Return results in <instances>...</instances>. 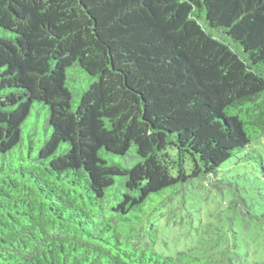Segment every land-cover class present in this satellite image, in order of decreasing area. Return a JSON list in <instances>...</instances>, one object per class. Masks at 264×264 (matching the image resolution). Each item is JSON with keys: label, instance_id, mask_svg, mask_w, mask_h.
<instances>
[{"label": "trees", "instance_id": "16d2710c", "mask_svg": "<svg viewBox=\"0 0 264 264\" xmlns=\"http://www.w3.org/2000/svg\"><path fill=\"white\" fill-rule=\"evenodd\" d=\"M263 136L264 0H0V264H248ZM197 180L240 220L167 253Z\"/></svg>", "mask_w": 264, "mask_h": 264}, {"label": "rangeland", "instance_id": "374dc122", "mask_svg": "<svg viewBox=\"0 0 264 264\" xmlns=\"http://www.w3.org/2000/svg\"><path fill=\"white\" fill-rule=\"evenodd\" d=\"M30 119L40 125L44 120V112L37 106ZM29 119V120H30ZM42 131V128H41ZM264 156V136L255 142ZM232 170L229 174H235ZM186 204H180L181 197L176 199L177 203L172 204L170 213L159 222L161 227L159 238V249L167 253H174L178 250H185L195 243L194 224L201 220L202 224L213 221L221 225L223 220H240L238 214L228 209L230 192L227 188L223 191L209 185L208 181H195V184L186 191ZM194 223V224H193ZM244 241L249 244L250 256L248 264L253 260H264L263 236L248 230L241 235ZM231 244V243H230Z\"/></svg>", "mask_w": 264, "mask_h": 264}]
</instances>
